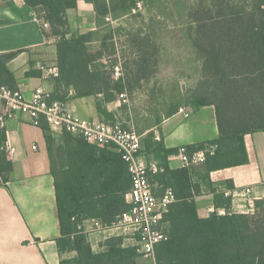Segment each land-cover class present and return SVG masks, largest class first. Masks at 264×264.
Listing matches in <instances>:
<instances>
[{"label": "trees", "instance_id": "trees-1", "mask_svg": "<svg viewBox=\"0 0 264 264\" xmlns=\"http://www.w3.org/2000/svg\"><path fill=\"white\" fill-rule=\"evenodd\" d=\"M23 1L37 13L43 29V23L48 24L46 37L56 38L59 73L52 99L64 102L68 91L76 98L101 95L96 109L105 117L103 104L124 94L125 84L147 82L154 73L152 35L132 38L137 58L129 81L125 72L113 77L116 63H99L102 53L90 54L93 31L71 32L68 11L83 1L92 5L96 19L109 13L105 0ZM134 4V0L130 4L121 0L122 11ZM188 16L192 47L202 62L201 79L190 90L188 105L195 109L214 107L219 135L214 141L184 149L187 154L213 149L203 163L208 176L247 164L244 136L264 130V0H201ZM17 54L0 55V84L11 90L17 87L7 64ZM176 110L178 107L170 114ZM37 127L43 133L54 178L61 234L58 249L60 253L76 252L74 260L60 264H137L136 248L125 246L122 238H108L104 251L94 253L82 229V223L89 219L108 227L129 209L125 196L132 179L120 155L67 132L59 133L63 146L56 148V132L43 120ZM5 145L6 132L0 127V177L4 183L12 171ZM177 153L178 149L167 150L161 142L155 143L152 135L144 139L140 151L157 162V172L149 175L155 196L170 190L174 198L163 215L168 240L156 246V264H264V198L254 202L253 213L235 214L231 212V197L213 193L216 208L224 209L225 214L214 212L199 218L194 200L199 185L193 183V170H172L168 165V158ZM227 188L233 190V185L227 182Z\"/></svg>", "mask_w": 264, "mask_h": 264}, {"label": "crops", "instance_id": "crops-1", "mask_svg": "<svg viewBox=\"0 0 264 264\" xmlns=\"http://www.w3.org/2000/svg\"><path fill=\"white\" fill-rule=\"evenodd\" d=\"M67 20L71 32L83 34L95 30L93 7L83 1L67 12ZM48 30L42 28L37 13L26 7L23 0H0V55L18 52L7 67L17 90L26 99L38 87L51 95L54 91L57 77L40 70L44 65L56 66V38L46 37ZM100 96L76 98L69 91L64 102L75 117L90 121H103L102 118L122 113L124 106L116 96L113 102L103 104L107 116L98 114L96 101ZM171 111L165 116L155 115L153 120L146 112L137 122V131L133 122L128 123L141 136V149L148 135L167 150L197 146L218 138L214 107L195 109L185 105L178 106L172 114ZM5 132L6 150L13 149V153H8L12 164L8 182L4 183L0 177V264H60L62 260H74L76 252L60 253L58 249L61 234L54 178L41 129L28 117L15 115L7 119ZM57 133L60 132L54 134V146L60 148L63 140ZM244 144L248 156L245 165L214 171L208 176L203 164L190 167L193 183L199 185V194L194 198L199 218H207L214 212L225 214L224 209L216 208L213 193L231 197V212L235 214H248L252 203L264 198V130L245 135ZM141 155L147 163L157 164L153 156ZM168 165L172 170L182 169L175 155L168 158ZM227 182L233 185V190L227 188ZM248 188L252 194L250 201L243 193ZM82 229L94 253L104 251V243L111 237L122 238L125 246L135 245L129 232L103 230L97 220H85ZM136 262L156 264L155 258L143 256Z\"/></svg>", "mask_w": 264, "mask_h": 264}, {"label": "rangeland", "instance_id": "rangeland-1", "mask_svg": "<svg viewBox=\"0 0 264 264\" xmlns=\"http://www.w3.org/2000/svg\"><path fill=\"white\" fill-rule=\"evenodd\" d=\"M105 1L110 14L95 19V34L88 46L91 55L102 53L104 56L99 63L106 66L116 63L120 73L125 72L130 81L137 58L132 38L137 34L152 35L154 73L147 82L125 84L123 98L117 96L124 106L122 113L102 118L103 122L123 126L133 122L137 131V122L146 112L153 120L155 115L165 116L175 107L188 105L190 90L201 79L202 62L192 47L188 16L201 0H134L131 9L124 11L121 0ZM113 77L117 78L114 74ZM98 99L102 100L103 96Z\"/></svg>", "mask_w": 264, "mask_h": 264}, {"label": "built area", "instance_id": "built-area-1", "mask_svg": "<svg viewBox=\"0 0 264 264\" xmlns=\"http://www.w3.org/2000/svg\"><path fill=\"white\" fill-rule=\"evenodd\" d=\"M43 27L48 28V24L43 23ZM40 70L45 75H58L57 68L40 67ZM119 70L118 66L114 67L117 78L120 76ZM123 96L120 95L121 98ZM15 115L28 117L36 126L43 120L54 132H67L90 145L109 147L120 155L132 179L131 189L125 196L129 209L110 226L102 225V228L129 232L131 239L135 240L138 255L155 258L156 246L168 240L162 219L174 198L170 190H166L161 197L155 196L149 175L157 172V164L147 163L140 154L141 136L133 127L77 118L70 113L65 102L52 99L51 94L42 87L36 88L31 98L26 99L21 91L0 84V127L5 129L7 119ZM212 152L211 148L187 154L184 148H180L175 157L182 168H188L203 164L206 154ZM7 153L12 154L13 149L7 150ZM243 193L250 201L251 189H245ZM253 211L254 202L248 214Z\"/></svg>", "mask_w": 264, "mask_h": 264}]
</instances>
